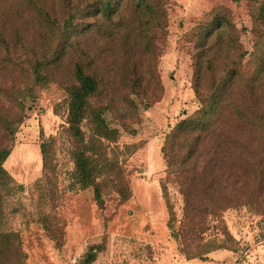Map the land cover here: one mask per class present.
<instances>
[{
	"label": "trees",
	"instance_id": "obj_1",
	"mask_svg": "<svg viewBox=\"0 0 264 264\" xmlns=\"http://www.w3.org/2000/svg\"><path fill=\"white\" fill-rule=\"evenodd\" d=\"M253 36L247 53L229 8L216 4L190 29L198 107L165 134L160 151L183 196L177 235L187 257L222 247L204 239L207 215L249 206L264 215V0H246ZM163 0H0V167L10 153L23 101L56 83L66 93L62 132L80 187L106 175L123 203L131 196L117 158V127L130 132L139 111L160 100L158 57L166 40ZM44 194L57 208L54 140L39 145ZM126 149L128 145L124 146ZM168 225L176 220L162 185ZM54 218V215H53ZM56 246L63 224L42 220ZM193 248H190V245ZM93 247L79 264H92ZM24 264L17 232H0V264Z\"/></svg>",
	"mask_w": 264,
	"mask_h": 264
},
{
	"label": "rangeland",
	"instance_id": "obj_2",
	"mask_svg": "<svg viewBox=\"0 0 264 264\" xmlns=\"http://www.w3.org/2000/svg\"><path fill=\"white\" fill-rule=\"evenodd\" d=\"M232 1L222 0L220 4L229 8L240 29L245 60L253 44L250 18L248 9L244 17L233 9ZM163 2L168 24L158 57L164 90L161 99L140 108V120L130 132L105 116L109 126L118 128L111 147L117 146L115 153L131 190L123 203H118L119 196L106 175L97 176L93 185L84 188L71 178L73 164L61 127L66 125L64 90L50 82L24 99L12 149L0 167V232L18 233L24 264H79L91 247L95 253L92 264H264V215L246 205L227 207L218 216L207 215V229L201 236L214 237L222 247L201 257H187L182 250L177 229L183 215V196L166 172L160 147L171 127L198 107L190 85L193 44L189 33L195 23H176L173 13L179 4ZM181 9L186 10L182 5ZM49 137L54 140L56 209L50 207L44 194L39 147ZM162 185L176 218L171 226ZM46 217L50 225L63 224L59 247L43 229Z\"/></svg>",
	"mask_w": 264,
	"mask_h": 264
},
{
	"label": "crops",
	"instance_id": "obj_3",
	"mask_svg": "<svg viewBox=\"0 0 264 264\" xmlns=\"http://www.w3.org/2000/svg\"><path fill=\"white\" fill-rule=\"evenodd\" d=\"M171 3H177L179 6L174 11V19L176 23L182 21V26H187L190 23L194 24L204 12L209 10L212 6L220 4L222 0H169ZM225 1V0H224ZM232 0H230L231 2ZM233 9L235 7L243 16H247V8L244 0H233ZM181 5L186 10L181 9ZM229 5V4H228ZM188 7V8H187ZM230 7H232L230 5ZM184 16V17H183Z\"/></svg>",
	"mask_w": 264,
	"mask_h": 264
}]
</instances>
